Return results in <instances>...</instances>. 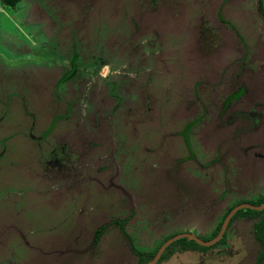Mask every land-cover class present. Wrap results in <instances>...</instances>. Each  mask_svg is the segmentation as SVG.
<instances>
[{
    "label": "rangeland",
    "instance_id": "rangeland-1",
    "mask_svg": "<svg viewBox=\"0 0 264 264\" xmlns=\"http://www.w3.org/2000/svg\"><path fill=\"white\" fill-rule=\"evenodd\" d=\"M154 2L20 0L13 8L0 4V119L3 118L0 124V154L5 151L6 155L0 162V264L131 263L127 243L122 241L123 246L120 247L116 242L118 239H114L111 234L99 238L96 252H87L92 250L90 239L94 238L95 227L103 225L102 221L107 219L106 214H115L114 202L111 211L107 207L114 198L120 210L118 217H128L124 225L126 230L141 237V244H147L148 240L136 231L138 220L144 214L149 223L153 220L163 222L165 217L169 218L173 214V218L167 219V223L162 226L163 237L182 231L196 233L198 230L201 233V225H198L200 220L207 214H213V209L207 205L210 201L222 207L224 200L239 198L253 201L259 195H264V159L256 162L252 152L243 154L250 144L264 142V127L238 134L232 140L226 134L229 126H223L222 133L215 134L216 128L214 130L211 124L208 126V120L201 113L202 104L196 97L199 94L207 105L210 118L216 121L226 83L240 71L239 66H229L227 62L238 56L239 51H229L227 47L219 54H208L213 46L212 39L220 35L219 29H215L213 34L206 33L204 43L199 47L195 43L194 48H188L186 43L197 35L198 30L196 28L184 34L189 29L185 28L186 25L194 26L193 15H185V12L180 11L177 7L179 0ZM187 2L192 3V0ZM169 3L174 6H169ZM190 3L188 7H191ZM247 3L249 8H261L258 0H247ZM217 4L215 0L214 5ZM151 7L157 11H152L154 13L151 16L140 17V24L148 28L150 26V29L157 31V36L168 31V36L163 40V50L167 52L162 54L156 48L153 52L147 51L144 56L149 60L145 63L146 69L151 72V85L156 86L161 79L159 71H163L164 56L171 58L166 71L172 75L174 73L173 77L175 74L181 75L183 71L185 80L178 87L174 85L170 88L168 99L174 104L172 107H152L151 121L145 128L143 122L150 117L149 114H145L144 118L139 115L143 108L140 98L124 95L122 88L111 91L110 84L114 81L121 82L127 91L129 85L123 79L129 78L127 74L130 72L129 65L124 64L121 56L118 58L111 49L118 40L117 32L127 41L126 34L131 30L128 27L130 20L138 18L135 10L148 13L145 9ZM124 26L127 29L117 31L118 27L121 29ZM96 28L100 30L95 32ZM176 29L180 31L178 36L174 35ZM259 29H249L251 41H256L259 36L261 41L264 40V28L262 33ZM70 34L72 38H69ZM71 39L77 42L73 43ZM72 45L82 55L78 71L83 69V64L87 66L82 74L68 81L64 89L58 92L55 105L64 104L68 99L77 100L70 118L57 124L48 136L49 144L45 146V155L39 165L34 162L36 146H32L28 132L34 126L32 134L38 135L54 120L56 106L51 102V94L55 79L70 70L69 54ZM100 56L105 58L103 64L109 65L101 68L98 74H93V65L88 60ZM248 62L251 68H257L255 59ZM143 71H140L141 74ZM141 77L137 78L143 81ZM205 77L215 86L195 89L196 80ZM174 79L168 82L173 83ZM110 91L115 94L123 92L120 109L113 116L110 110L115 99L109 96ZM161 91H154V96L161 97ZM95 97L101 99V102L103 100L104 108L100 124L92 129L88 123L92 121V99ZM178 98L181 99L179 104ZM130 105L133 106L132 113L137 117L132 123L127 117ZM231 105H226V116L230 114ZM236 108H241V104ZM198 118L200 120L191 129V138L194 139L191 146L198 148L196 151L202 155L198 159L200 166L208 162V157L203 154H207L209 149H215L216 152L211 157L218 153L225 155L222 166L215 165L217 169L212 183L202 173L174 175L178 168L176 164L188 158L187 155L185 159H174L177 153L183 154L180 130ZM108 122H112V127L107 125ZM135 122L140 125L134 128L136 134L133 130ZM69 127L72 130H68ZM81 134L87 136L88 142L81 145L84 148L78 152H84L86 156L84 161L73 163L80 167L81 162V173L77 170V175L73 176L71 171H67L63 176V170H57V165L47 166L53 159L49 150L56 147L57 158L62 159V151L65 152L67 148L54 142L62 143L66 137L73 138ZM4 135L9 138L2 143ZM60 163L64 165L63 160ZM177 177H180L181 182L183 180V185ZM77 182L81 184L74 188L73 184ZM79 194L87 202L79 200L77 206L68 202ZM100 200L103 202L101 205H106L107 209L100 208L104 215L95 219L87 213L95 210L87 211L86 208L90 207L89 202ZM79 205L85 208L81 213H76ZM132 211L135 213L129 217ZM252 223V219L238 218L227 231L225 246L210 250L205 256L190 252L176 254L163 264H254L258 246L252 238ZM194 225H197V230ZM109 232L115 233L116 229L109 228Z\"/></svg>",
    "mask_w": 264,
    "mask_h": 264
},
{
    "label": "flooded vegetation",
    "instance_id": "flooded-vegetation-1",
    "mask_svg": "<svg viewBox=\"0 0 264 264\" xmlns=\"http://www.w3.org/2000/svg\"><path fill=\"white\" fill-rule=\"evenodd\" d=\"M149 1L151 4L155 3L154 2L155 0H149ZM187 1L188 0H179V3L177 2V7L180 8L181 12H185V15H188L190 13L193 15L192 20L194 22V26L192 28V26L190 27L186 25L185 28L186 29L189 28V29L188 31H184V34H187L190 31L193 32V29L195 30L196 28H198L196 32L197 35L194 38L192 37L191 40L188 43H186V46L188 48H194L195 43L199 47L200 44L204 43V39L206 38L205 36L206 33L213 34V32H215V29H219L220 35L212 39L213 46L211 47L212 49L208 54L216 55L218 52L221 53L223 49H226L227 47L229 51L231 49H234L236 52L239 51L238 56L228 59V62H227L229 66H239L240 71L235 75L234 78H232L231 80H228L226 83V90L223 92L224 96L219 103L218 113L216 116V118H218L217 120L219 121L216 120L213 122L214 119H211L212 117L210 118L207 105L199 97V94L196 96L200 104H202L201 113L208 120V123H209L208 126L210 124L211 126L214 125L212 126V128L213 129L216 128V131L214 132L215 134L217 132L222 133V128H224L223 126H229V128L230 129L232 128V130L228 129L226 131L227 132L226 134H228V138L231 140L236 138L238 134L240 135L248 131L250 132L252 130H257V129H260L261 127H264V40L261 41V36H259L257 37L256 41H251V36H249L250 35L249 29L253 30V29L260 28L259 32L262 33V30L264 28V0H258V3L261 4L260 9H256L254 7L249 8L247 0H217L218 1L217 5H214L215 0H192V3L189 2L191 4V7H188L189 3ZM168 5L171 6L173 4L169 3ZM145 10L148 13H142L140 9L135 10L137 12V17H138L137 20L129 19L130 24L128 25V27H130L131 30L129 33L126 34L128 37L127 38L128 42L124 40L125 37L122 38L121 35H119V32H117L118 40L114 44V48L111 49V52L115 53L116 56H118V58L121 56V58L124 60L123 61L124 64L129 65L130 72L129 74H127L129 78L123 79V81L128 83L129 87L127 88V91H126L125 88L122 87V83L121 82L118 83L116 81L112 82L110 85H111V91L112 89L118 91L120 90V88H122L124 95H130V97L134 95L132 98L134 97L140 98L139 101H140V104H142L141 107L143 108L140 110L139 115L142 116V118H144L145 114H149L148 116L150 117L148 121L143 122L144 127L146 128L147 127L146 124L150 123L151 121L150 113L152 111V107L154 108L159 107L160 109L161 108L167 109V108L172 107L173 103L172 101H169L168 93L172 86L175 85L176 87H178V85L182 81L185 80V73L182 71L183 70L182 69L180 70L182 71L181 75L175 74V76L173 77L174 73L173 75L169 74L166 71V68H167L166 65L170 63L171 58L169 59L166 56H164L165 57V58L163 57L164 66L162 67L163 71L162 70L159 71L162 74L160 75L161 79L157 82L156 86L151 85L152 84L151 83V72L150 70L146 69L147 65L145 63L146 60H148V58H145L144 56L147 55V51L153 52L156 48H158V51L162 54L167 52V50H165V52L163 50V40L165 39L166 36H168V31L163 32L162 35L159 34V36H157L158 35L156 34L157 31L150 29V26L148 28V26L140 24V17L151 16V13H154L152 11H157L153 7L148 8V9L146 8ZM123 15L126 16L125 13H123ZM232 20H235V22H233ZM124 28L127 29V26H124L121 29L120 27H118L117 31L119 30L122 32V30L124 31ZM145 29L147 30L145 31ZM98 30L100 29L96 28L95 32H98ZM178 32H180L178 29L174 30V35L178 36L179 34ZM69 36H70L69 38H72L71 34ZM133 38L135 39L133 40ZM227 38H228V41H226ZM71 41H74L73 43L77 42L75 39H71ZM192 57L194 58V55ZM81 58H82V55L76 50V46L72 45V47H70V54H69L70 70L64 73L58 79H55V84L53 86V94H51L52 99H53V101L51 100V102H53L52 104L56 106V109H55L56 114L54 115V120L50 123V126L47 129H45L44 131H41L38 135L32 134V131H34V126H32L29 129L31 130V132L30 131L28 132V135H29L28 137L32 141V146L33 147L36 146V149H34L35 150L34 162L36 164L40 165L41 159L44 158L45 151H46L45 146L49 144V142H47L48 136L53 132L55 126L57 124H61L62 123L61 121L68 120L71 116V113L73 112L72 107L74 105V102L77 100V98L68 99L67 102L64 104L58 103V105L57 104L55 105L54 102L56 101L58 92H60L62 88L64 89V85L71 79L82 74L83 73L82 70L86 69L87 64H83V69L79 71L77 69L78 64H81V61H80ZM252 58L253 60L255 59L256 61L255 66L257 68L250 67V63L248 61H253ZM104 60L105 58L101 56L93 57L88 60L93 65V72H92L93 74H98L101 68H104V66L109 65V64H103ZM186 60L187 59L185 58V61ZM160 63L162 65V60L160 61ZM175 63L177 64L178 62H175ZM158 64H159V61H158ZM141 69L142 70L144 69L143 74H141L140 72L142 71ZM140 75H142V77ZM255 75L256 77H254ZM137 77H141L143 81H141L140 78H137ZM171 79H174L173 81L175 82L169 83L168 81ZM199 79L196 80V82L194 83L195 89L196 88L199 89L200 87L201 88L206 87L208 85H211L212 87L215 86L214 83L212 84L210 81L207 80V77L202 78L200 80ZM217 88H218V85H217ZM157 89L162 90L161 97L154 96L153 92L156 91ZM122 93L115 94L111 92L109 94V96L115 99V104L112 105L111 110H110V112H112V116L117 115L116 112L120 109ZM155 95L157 94L155 93ZM178 96L181 97L180 94H178ZM92 101H94L93 103L94 112L92 114V121H90L88 124L90 127H92V129H95L96 127H98V124H100L99 123L100 117L101 116L103 117L101 113L103 112L104 105H103V100L101 102V99L98 100L97 97L92 99ZM179 102H181L180 98H178L177 104H179ZM228 103H232V105L229 107L230 114L226 116V113L228 112L226 105ZM239 104H241V108H236V106ZM128 107L129 108L127 110L128 112L127 117L130 119V122L132 123L135 121V118L137 117L132 113L133 106L130 105ZM133 119L134 121H132ZM1 120H3V118L0 119V124L2 123ZM199 120L200 118H198L197 120H192L188 122L180 130L179 134L181 137V141L183 142L182 145L180 144V147L183 150V154L177 153L174 159L175 160L185 159L187 155H188V158L186 160H181L179 161L178 164H176L178 168L175 170L176 173L174 175L178 176L179 174H182L183 176L184 175L189 176L188 174L190 172L202 173L205 177H208L210 181L209 183H212L215 178L214 175L216 174V169H217L216 166H219V165L222 166L221 164L224 161L225 155H223L222 153L220 154L218 153L217 156L215 155L214 157H211V155H214L216 152H215V149L213 150L209 149L207 154H203V156L206 155V157H208V160H207L208 162L203 167L200 166V164L198 163L199 162L198 159H200L202 155L200 154V152L196 151L198 148H193V146H191L192 141L194 140L193 138H191V129L195 126V124ZM139 123H142V122H139ZM136 124L138 123L135 122L134 127H133L135 134L137 133V131L134 128L140 126ZM107 125L112 127V122H108ZM68 130H72V129L69 127ZM86 137L85 135L81 134L80 136H76L73 138L66 137L67 138L66 141L62 143L54 142V144L56 145L61 144V145L66 146L67 148L64 149L65 152L62 151L63 153L62 159L57 158L58 155H57L56 147L49 150L48 153L52 155L53 159L51 158L52 160H50L49 163L47 162L48 163L47 166L53 165V167H55V165H57L58 166L57 170H63V176L66 175L67 171H71L73 176L77 175L76 174L77 170L80 171L81 173L82 172L81 162L84 161V157L86 155H84V152H78V150H81V148H84L83 146L82 147L80 146L85 145L87 141ZM134 137H133V140L137 142V140H135ZM138 137H141V136L139 135ZM7 138H9V136L4 135L1 139L2 143L6 141ZM224 138L226 139V137ZM78 142H80L79 145L77 144ZM82 142H84V144H82ZM143 146L144 148L146 147L145 144H143ZM146 151L148 153L150 152L149 154H152V151H149L148 149ZM244 152L245 153L243 154L245 155L247 154V152H252L255 156L254 161L258 162V160L264 159V142L250 144ZM5 156H6L5 151H3L0 154V162L3 160ZM133 159L135 160V158ZM61 160L64 161V165L60 163ZM79 160L81 161L79 163L80 167L79 166L76 167V165L73 163L74 162L77 163ZM182 165H185V166H182ZM66 167L67 169H65ZM172 170H174V168ZM220 174H222L221 169H220ZM177 179L178 181L181 182L180 177H177ZM181 183L183 185V180ZM79 184L77 182L73 184V187L75 188L79 186ZM69 187L72 188V186H69ZM225 195H224V199H225ZM102 199H104V197H102ZM263 199H264V195H259L253 201L235 198V199L227 200L228 201L227 203V201L225 202L224 200V204H223L224 206L222 205V207L221 206L218 207L215 204L216 203L215 201L213 200L210 201V203H208L207 205L210 206V209H213V214H212L213 217L211 214H207L205 215L204 219L202 218L200 220L198 225H201L202 232L201 233L198 232L197 225H194L195 229L197 230L196 233H192L189 231H182V232H178L176 234L170 235V236H166L169 238L166 239L159 246L153 258L156 256L160 247L167 240L173 238L174 236H179V235H183L180 238H186L188 240H192L197 245L203 248H193V249H189L185 251H178L177 253H174L172 256L176 254L183 255L188 252L199 254V255L203 254L205 256V254H207V252H209L210 250L218 249L219 247L226 245L227 231L230 228L231 224L234 222V220L238 218H248V219L253 220L252 238L258 246V252L254 256V264H264V254L262 255V257H260V255L264 252V228L261 231V239L258 240L256 237V230L254 227L255 224L260 220V217H254V216H249V215L234 216L236 212H238L241 209H251L255 211H262L264 209V202L261 204H256V203L259 200H263ZM79 200L86 201L85 198L79 194L77 196L75 195L74 200L68 201V202L77 206ZM101 200L96 201V203L94 202L91 203L88 201L90 203L89 205L90 207L86 208V210L87 211L95 210L96 212L92 211L91 213L89 212L87 213L88 215H91V217H95V219H97V217L99 216L104 215V212L100 208L104 210L107 209L106 205H103V206L101 205L103 203ZM113 202L115 203V206H116V208H114L115 214L110 216L105 213L107 219L105 218L106 219L105 222L102 221L103 225L100 224V226L95 227L94 238L90 239L91 240L90 247L92 250L87 251V252L88 253L96 252V248H98V244L100 243L99 238L103 236L104 234H111L113 235L114 239L115 238L116 240L118 239V241L116 242L118 245L120 244V247L123 246L122 245L123 243H121L122 241L127 243L128 250L131 256V260H130L131 263H129L128 261L126 262V264H136V256H135V253L132 251V248L135 250H139V251L141 249L149 250L153 248L154 246H156L159 240L166 238V237H163L164 231L162 232V226H164L168 220L173 218L172 217L173 214H170L169 218L165 217V221L163 222L162 220H153L150 223L147 222V216L144 214V217L142 216V218L138 220V226H137L136 231L140 233V236L147 239L148 243L141 244L139 239L141 240L143 239L141 237H138L136 233L134 235V233H132L131 231H127L128 229L125 228L124 226L125 221L128 217L127 218L118 217L120 210L118 208L119 206L117 205L118 201L115 200V198H114V201H111L109 205L107 204L108 205L107 207L110 208L108 210L111 211V205ZM84 208L85 206L80 207L79 205L78 209H76L75 212L77 213L78 211V213H81L82 210H84ZM133 212L135 213V211H132L129 217L132 216ZM218 225H219V229L217 233L214 235L215 229ZM112 227L116 229L115 233L109 232V228H112ZM61 237L65 238L66 236H61ZM133 243L135 244V246ZM87 247L85 246V248ZM163 251L161 252V254L159 255L158 259L156 260L154 264H163L169 261L170 258H172V256H170L168 259L162 262H158ZM153 258L149 260L148 262L152 261ZM2 259L6 260V258H2ZM9 262H11V260H9Z\"/></svg>",
    "mask_w": 264,
    "mask_h": 264
},
{
    "label": "trees",
    "instance_id": "trees-1",
    "mask_svg": "<svg viewBox=\"0 0 264 264\" xmlns=\"http://www.w3.org/2000/svg\"><path fill=\"white\" fill-rule=\"evenodd\" d=\"M20 0H0V4L7 6V7H15L16 4L19 3ZM264 202L263 200H259L256 204H261ZM230 210V209H228ZM240 215H249V216H254V217H260V220L255 224V230H256V237L258 240L261 239V231L264 228V209L262 211H255V210H251V209H241L238 212H236V214L234 216H240ZM219 229V225L216 227L214 235L217 233ZM169 237L163 238L161 240L158 241V243L156 244V246H154L153 248L147 250V249H141L139 250H135L132 248V251L135 253L136 256V264H144L146 262H148L149 260H151L153 258V256L155 255L157 249L159 248V246ZM193 248H203L199 245H197L194 241L192 240H188L186 238H180L177 239L175 241H173L172 243H170L163 251L160 259L158 262H162L166 259H168L170 256H172L174 253H177L178 251H185V250H189V249H193ZM264 254V252L260 255V257H262V255Z\"/></svg>",
    "mask_w": 264,
    "mask_h": 264
},
{
    "label": "water",
    "instance_id": "water-1",
    "mask_svg": "<svg viewBox=\"0 0 264 264\" xmlns=\"http://www.w3.org/2000/svg\"><path fill=\"white\" fill-rule=\"evenodd\" d=\"M261 209V208H259ZM235 211V210H234ZM183 235H179V236H174L173 238L167 240L159 249V251L157 252L156 256L153 258L152 261L146 263V264H154L156 262V260L158 259L159 255L161 254V252L163 251V249L170 244L171 242L177 240L178 238L182 237ZM198 241V240H197ZM199 242V241H198Z\"/></svg>",
    "mask_w": 264,
    "mask_h": 264
}]
</instances>
